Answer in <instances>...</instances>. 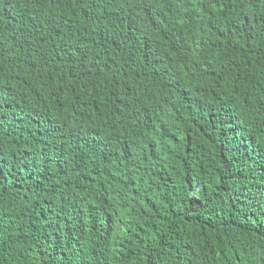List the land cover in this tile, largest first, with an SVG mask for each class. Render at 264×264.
Masks as SVG:
<instances>
[{
	"label": "trees",
	"instance_id": "1",
	"mask_svg": "<svg viewBox=\"0 0 264 264\" xmlns=\"http://www.w3.org/2000/svg\"><path fill=\"white\" fill-rule=\"evenodd\" d=\"M0 264H264V0H0Z\"/></svg>",
	"mask_w": 264,
	"mask_h": 264
}]
</instances>
